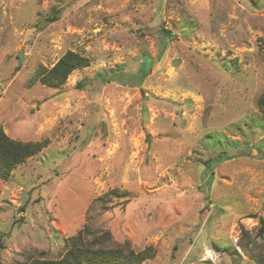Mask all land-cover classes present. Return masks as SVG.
<instances>
[{
  "label": "rangeland",
  "instance_id": "1",
  "mask_svg": "<svg viewBox=\"0 0 264 264\" xmlns=\"http://www.w3.org/2000/svg\"><path fill=\"white\" fill-rule=\"evenodd\" d=\"M0 126L48 141L0 178V264L88 225L138 264L264 258V0H0Z\"/></svg>",
  "mask_w": 264,
  "mask_h": 264
},
{
  "label": "trees",
  "instance_id": "2",
  "mask_svg": "<svg viewBox=\"0 0 264 264\" xmlns=\"http://www.w3.org/2000/svg\"><path fill=\"white\" fill-rule=\"evenodd\" d=\"M49 19L55 20L57 16ZM89 63V58L86 56L69 50L51 68L39 65L31 81H40L46 85H60L67 80L74 69L85 67ZM47 144V139L42 141L13 139L0 126V178L7 180L17 165L40 152ZM225 156L226 154L222 153L219 158ZM213 163L214 159L206 162V172L211 175ZM119 192L118 189L113 191V193ZM259 232L264 233V217L262 216ZM143 257L144 254L136 253L129 241L123 244L116 243L110 230H96L88 225L66 241L65 250L59 258H31L26 264H138ZM259 261L260 264H264L263 257Z\"/></svg>",
  "mask_w": 264,
  "mask_h": 264
},
{
  "label": "water",
  "instance_id": "3",
  "mask_svg": "<svg viewBox=\"0 0 264 264\" xmlns=\"http://www.w3.org/2000/svg\"><path fill=\"white\" fill-rule=\"evenodd\" d=\"M22 57V53H20V58Z\"/></svg>",
  "mask_w": 264,
  "mask_h": 264
}]
</instances>
